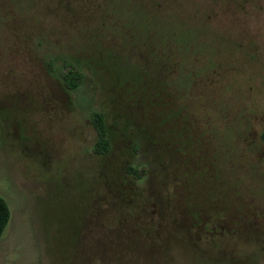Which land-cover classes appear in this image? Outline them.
Listing matches in <instances>:
<instances>
[{"label": "rangeland", "instance_id": "1", "mask_svg": "<svg viewBox=\"0 0 264 264\" xmlns=\"http://www.w3.org/2000/svg\"><path fill=\"white\" fill-rule=\"evenodd\" d=\"M0 142V264H264V0H0Z\"/></svg>", "mask_w": 264, "mask_h": 264}, {"label": "trees", "instance_id": "2", "mask_svg": "<svg viewBox=\"0 0 264 264\" xmlns=\"http://www.w3.org/2000/svg\"><path fill=\"white\" fill-rule=\"evenodd\" d=\"M106 23V22H105ZM112 26V24H111ZM157 26V25H156ZM158 27V26H157ZM155 28V29H159ZM169 42H165V40L161 42H159L158 46H160L162 48V51L158 52L155 56L159 57L161 59H164L162 57V52L163 50L166 51V53H170V50L167 49L166 44ZM173 42H171V45ZM172 48V46H171ZM170 48V49H171ZM172 51H174L172 49ZM172 53V52H171ZM168 60L170 61V59L168 58ZM174 61V60H171ZM69 62L68 60H66L67 63ZM64 72L62 73V79H63V83L64 86L68 89H74L76 88L82 81L83 79V73L81 72V70L74 64H72L71 67H69V65L64 64ZM156 67V72L158 71V79L157 81H155L157 83H163L168 79H175V78H169V75L174 76L172 73V67H168V69H165V67H163L162 65H160L159 63H156L155 65ZM182 78V77H181ZM172 80V82H173ZM167 82V81H166ZM154 85V84H153ZM90 120H91V124L92 127L95 130L96 133V141H95V145L93 147V152L97 155H103L105 153H107L110 149V138L108 135V130H107V126H106V119H105V115L102 111H93L91 113L90 116ZM1 145V142H0ZM136 148H138V146H136ZM127 172L131 175H133L135 177V179H142L144 173H142L139 169H136L134 166L132 165H127ZM10 219V210L9 207L7 205L6 200L0 195V236L2 235L7 223L9 222Z\"/></svg>", "mask_w": 264, "mask_h": 264}, {"label": "crops", "instance_id": "3", "mask_svg": "<svg viewBox=\"0 0 264 264\" xmlns=\"http://www.w3.org/2000/svg\"><path fill=\"white\" fill-rule=\"evenodd\" d=\"M94 246V245H93ZM96 246H97V244H96ZM101 258V257H100ZM99 258V259H100ZM91 262L89 263V264H99V262H98V257L96 256V257H94V258H92L91 260H90ZM101 264H103V262H102V259H101Z\"/></svg>", "mask_w": 264, "mask_h": 264}]
</instances>
